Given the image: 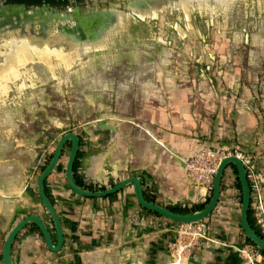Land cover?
Masks as SVG:
<instances>
[{
	"label": "rangeland",
	"instance_id": "1",
	"mask_svg": "<svg viewBox=\"0 0 264 264\" xmlns=\"http://www.w3.org/2000/svg\"><path fill=\"white\" fill-rule=\"evenodd\" d=\"M125 4L77 0L80 12L114 8V20L121 16L114 28L108 27L112 32L104 47L66 61L53 57L51 68L29 60L19 67L16 79L0 81L4 190L27 175L38 177L66 132L82 137L83 145L102 142L117 156H127L129 160L111 165L113 172L129 168L139 172L143 160L130 159L149 149L151 137L166 142L170 152L187 140L198 145L195 153H240L252 161L259 155L256 140L264 142V0L225 5L193 1L186 9L167 7L156 17L143 19ZM69 6L55 4L52 10L62 12ZM7 47L0 51V66L4 53H13V44ZM68 152L66 146L60 159L66 161ZM226 187L222 182L221 190ZM227 188H234L240 207L235 182ZM211 191L212 185L206 197ZM203 222L209 232L210 221ZM172 227L166 242L170 259L187 240L184 224ZM1 245L2 238L0 249ZM81 253L82 258L74 255L71 262L53 258L42 264H129L127 259L119 262L110 249Z\"/></svg>",
	"mask_w": 264,
	"mask_h": 264
},
{
	"label": "crops",
	"instance_id": "2",
	"mask_svg": "<svg viewBox=\"0 0 264 264\" xmlns=\"http://www.w3.org/2000/svg\"><path fill=\"white\" fill-rule=\"evenodd\" d=\"M102 135V132L99 133V136ZM112 138L113 135H110ZM80 140L82 154L77 175L94 191H101V187L109 188L111 183L114 185L124 178L137 176L142 194L154 198V203L165 208L184 203L190 208L206 199L207 189L185 176L184 160L199 149L193 141H181L170 152L166 142L151 137L149 149L130 159L133 162L143 160V168L139 172L131 168L113 172V163H122L129 158L117 156L102 142H87V145H83L82 137ZM261 140H256L260 142L258 149L261 154L252 159L257 168L264 171V142ZM152 145L157 146L155 150ZM66 161L59 158L45 183L63 226L64 242L60 251H49L42 235L29 223L11 244L12 264H42L53 258L71 262L74 255L82 258L83 251L97 254L106 249L116 252L119 262L127 259L129 264H169L171 259L166 251V242L173 234L172 223L175 222L143 210L135 200L131 184L113 198L76 195L66 182ZM232 175L230 167L224 170L222 182L225 186H233ZM37 178L32 179L27 175L20 183L8 184L6 190L0 187L2 243L12 227L28 215L39 216L46 223L53 243H56L53 222L37 194ZM227 187L220 190L218 203L208 217V239L197 242L183 264H245L237 252L244 241L239 236V225H235L237 221L239 224L240 207L235 203L234 188ZM77 246L84 248L78 250ZM138 254L143 257L138 258ZM257 264H264L263 256Z\"/></svg>",
	"mask_w": 264,
	"mask_h": 264
},
{
	"label": "bare ground",
	"instance_id": "3",
	"mask_svg": "<svg viewBox=\"0 0 264 264\" xmlns=\"http://www.w3.org/2000/svg\"><path fill=\"white\" fill-rule=\"evenodd\" d=\"M202 5L208 0H128L125 7L140 19L156 17L167 7L180 6L186 9L192 2ZM235 0H213L217 4H228ZM114 8L90 11L78 14L74 9H68L59 14L39 15L37 10L26 13H5L0 16V51L14 46L13 53L5 55L4 63L0 66V81L13 80L19 76L18 69L29 60L41 61L51 68L54 57L66 61L72 56H81L89 50L101 49L107 37L112 32L104 27L114 28L116 21ZM104 26V27H103ZM84 37V38H83ZM0 53V56L3 53Z\"/></svg>",
	"mask_w": 264,
	"mask_h": 264
},
{
	"label": "water",
	"instance_id": "4",
	"mask_svg": "<svg viewBox=\"0 0 264 264\" xmlns=\"http://www.w3.org/2000/svg\"><path fill=\"white\" fill-rule=\"evenodd\" d=\"M94 2H96V0H94ZM110 17L112 19L113 15H111ZM108 27L109 25L105 26L104 30L107 31ZM105 128L115 131V129L111 126H105ZM67 141H70L71 146H70V150H69L66 165H65V177H66V182H67L68 187L76 195H79L82 197H89V198L106 197L108 195L118 193L125 186L131 184L133 187V193L135 196V200L140 207L145 208L150 211H154L158 213L160 216L169 219L170 221L179 222L182 224H190V223L202 221L203 219H205L207 216H209L213 212V210L215 209L218 203L222 174L229 164H233L236 168L237 177H238V180L241 186V191H242L240 210H239L240 228L243 231L244 235L253 243V245L264 253V239L254 231V229L249 225L248 220H247V212L249 208V199H250V189H249V185H248V181L246 177L245 168L243 166L242 161L238 157L231 155V156H226L221 160L214 174L210 201L203 209L189 213V214H175L157 203H154L152 201H147L143 197L142 189L140 185V179L137 176H131L128 178H124L118 181L117 183H115L113 186L106 188L104 190H101V191H89V190L79 188L73 180L72 168H73V163H74V160L76 158L77 151L79 148L80 137L74 132H69V133H65L58 139L47 166L39 174L37 178V194L40 198L42 205L47 210L53 222V226H54L56 236H57L56 243L55 244L53 243L51 233L46 223L37 215H28L24 217L23 219H21L18 223H16L12 227V229L9 231L6 238L4 239L1 245V249H0V256H1L0 264H12L11 257H10L11 244L14 241L17 234L29 223H34L38 227L43 237L44 243L49 249V251L54 252V253L60 251L63 245V242H64L63 226H62V222L54 206L52 205L49 198L45 194L44 180L51 174V172L56 167L58 160L60 158L61 150Z\"/></svg>",
	"mask_w": 264,
	"mask_h": 264
},
{
	"label": "built area",
	"instance_id": "5",
	"mask_svg": "<svg viewBox=\"0 0 264 264\" xmlns=\"http://www.w3.org/2000/svg\"><path fill=\"white\" fill-rule=\"evenodd\" d=\"M234 155L238 157L245 168L246 177L250 189L249 208L253 212L255 224L260 229L264 239V171L258 169L256 164L248 157L240 153H223L215 156L213 152L194 153L184 161L185 176L201 188L208 189L212 185L214 174L226 156ZM186 239L176 254L172 255L169 264H183L191 249L200 240L208 239V232L205 223L202 221L184 224ZM239 256L245 264H257L262 255L257 247L245 243L237 249ZM185 253V255H184Z\"/></svg>",
	"mask_w": 264,
	"mask_h": 264
},
{
	"label": "trees",
	"instance_id": "6",
	"mask_svg": "<svg viewBox=\"0 0 264 264\" xmlns=\"http://www.w3.org/2000/svg\"><path fill=\"white\" fill-rule=\"evenodd\" d=\"M81 141V140H80ZM68 147L70 149V146H71V143L70 141H67L62 150H61V153H60V158L61 156L63 155L64 153V149L65 147ZM82 152L80 151V143H79V148H78V151H77V155H76V158L74 160V163H73V168H72V177H73V180L75 182V184L81 188V189H85V190H89V191H94L95 189L90 186V185H85L81 178L77 175V167H78V162H79V158L81 156ZM51 155L52 153L48 156L47 158V162L46 164L41 168V172L45 169V167L47 166L50 158H51ZM230 167L231 170H232V173L234 174V182H235V186L236 188L238 189L239 191V194H240V203H241V197H242V191H241V186H240V183H239V180H238V177H237V171H236V168L233 164H229L226 168ZM222 178H223V174H222ZM46 179L44 180V191H45V194L47 195V197L49 198L50 202L52 203L53 205V200L52 198L50 197L49 193H48V190L46 188ZM142 184V182H141ZM111 186H113V183H111ZM221 187H222V179H221V183H220V190H221ZM101 190H104L105 187H101L100 188ZM117 193H114V194H111V195H108L107 198H113L116 196ZM143 196L144 198L147 200V201H152V202H155L154 198H148L145 196V194L143 193ZM210 201V196L206 197L205 201L201 202V203H198V204H194L192 205L190 208H187V207H180L178 205L176 206H170V207H166L167 210L175 213V214H189V213H192V212H195V211H198V210H201L203 209ZM143 210H145L146 212H149V213H152L158 217H161L158 213L154 212V211H150V210H147L145 208H142ZM209 216H207L206 218H208ZM247 220H248V223L249 225L254 229V231L262 237V234L260 232V229L258 228V226L255 224V221H254V218H253V212L250 208H248V212H247ZM175 223H179V222H175ZM31 225L40 233L38 227L34 224V223H31ZM240 227V225H239ZM242 234H243V238H244V241L243 243H249V244H252L253 243L244 235L243 231L241 230ZM41 234V233H40ZM261 255L264 257V253L259 250ZM0 259H1V256H0Z\"/></svg>",
	"mask_w": 264,
	"mask_h": 264
},
{
	"label": "flooded vegetation",
	"instance_id": "7",
	"mask_svg": "<svg viewBox=\"0 0 264 264\" xmlns=\"http://www.w3.org/2000/svg\"><path fill=\"white\" fill-rule=\"evenodd\" d=\"M76 1L77 0H0V16H2L5 13H20V12L26 13L31 10H37V13L39 15H44L46 13L49 14L61 13V11L54 12L52 10V7L55 4H58L60 6L70 5L68 9L69 8L74 9L77 13L82 14L83 12H80L79 8L75 5ZM122 2L126 3L128 2V0H122ZM67 10H64L62 12H66Z\"/></svg>",
	"mask_w": 264,
	"mask_h": 264
}]
</instances>
